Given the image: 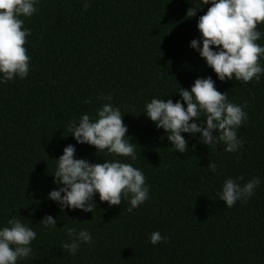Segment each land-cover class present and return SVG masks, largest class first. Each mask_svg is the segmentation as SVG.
<instances>
[{
	"label": "trees",
	"instance_id": "trees-1",
	"mask_svg": "<svg viewBox=\"0 0 264 264\" xmlns=\"http://www.w3.org/2000/svg\"><path fill=\"white\" fill-rule=\"evenodd\" d=\"M88 2L85 10L83 0H39L31 17H21L31 29L29 73L0 83V227L16 216L37 233L32 254L17 264H264V73L259 81H220L189 46L211 6L203 0ZM257 27L264 33V23ZM257 43L264 45V38ZM207 76L244 106L247 121L237 129L242 146L225 152L222 144L200 143L199 133H182L188 151L176 152L164 129L143 113L145 102H175L181 87ZM101 93L111 101L99 99ZM108 102L121 110L135 160L97 152L69 132L70 121L82 113L94 118ZM68 144L76 158L118 159L140 169L148 200L129 212L123 197L110 206L97 193L93 212L61 210L47 194L61 186L53 172ZM241 176V184L253 176L261 183L246 201L226 207L217 192L224 180ZM45 214L57 218V227L39 224ZM68 227L92 234L75 255L61 247L70 242ZM157 230L168 239L152 245L148 237Z\"/></svg>",
	"mask_w": 264,
	"mask_h": 264
},
{
	"label": "clouds",
	"instance_id": "clouds-1",
	"mask_svg": "<svg viewBox=\"0 0 264 264\" xmlns=\"http://www.w3.org/2000/svg\"><path fill=\"white\" fill-rule=\"evenodd\" d=\"M38 3L39 0H0V83L25 78L29 73L30 56L26 54L25 43L31 29L23 27L21 17H31ZM203 4L211 6L197 21L199 39H192L189 46L205 59L218 80L246 83L255 78L259 81L260 74L264 73V66L259 62L264 59V45L257 41L264 38V33L257 26L264 23V0H203ZM89 6L88 0H83V8L86 10ZM187 16L192 17L193 13L188 10ZM177 92L180 99L175 102L153 97L145 102L143 111L157 129H164L173 150L188 151V140L182 133H190L192 137L199 133L200 143L222 144L225 152H235L242 146L237 129L247 121V113L244 106L229 101L226 92L217 90L212 76L197 78L190 89L181 87ZM98 98L111 101V94L101 93ZM85 103H91V99ZM122 117L119 107L102 103L94 118L82 113L70 121L69 132L77 143L93 145L97 152L106 150L135 160L134 143L126 139L128 127ZM75 151V145L68 144L56 159L54 183L61 186L47 194L61 210L93 212L96 207L93 197L97 193L99 200L107 201L110 206L120 205L123 197L129 203V212L148 200L150 186L140 169L118 159L93 163L76 158ZM208 166L213 173L217 172L216 163L210 162ZM239 180L243 177L224 180L217 192L226 207H232L238 200L246 201L261 183L258 176L244 184ZM39 224L53 229L57 227V218L45 214ZM66 232L70 242L61 247L71 255L78 252L82 243H91L93 239L87 229L68 227ZM36 235L32 227L16 216L9 218L0 227V264H17L18 258L29 257ZM167 239L159 230L148 237L152 245Z\"/></svg>",
	"mask_w": 264,
	"mask_h": 264
}]
</instances>
